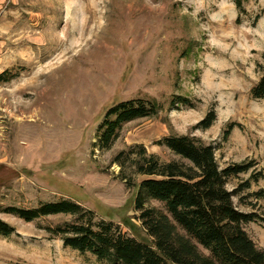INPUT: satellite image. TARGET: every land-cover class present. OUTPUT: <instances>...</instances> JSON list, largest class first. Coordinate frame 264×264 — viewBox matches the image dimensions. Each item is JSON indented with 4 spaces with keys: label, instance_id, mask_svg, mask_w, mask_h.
<instances>
[{
    "label": "rangeland",
    "instance_id": "obj_1",
    "mask_svg": "<svg viewBox=\"0 0 264 264\" xmlns=\"http://www.w3.org/2000/svg\"><path fill=\"white\" fill-rule=\"evenodd\" d=\"M240 16L231 0H0V264H106L64 247L53 230L73 218L59 214L25 222L8 207L34 209L70 199L150 244L136 218L134 198L145 177L130 168L121 180L113 158L142 145L161 162L179 161L155 143L174 135L214 149L222 170L253 161L227 190L264 173V99L252 88L264 74V0H249ZM176 97L191 106L171 104ZM154 101L156 117L122 125L108 150L99 127L111 106ZM216 120L196 125L210 110ZM234 125L227 135L229 125ZM233 198L258 220L244 230L264 251V182ZM146 207L164 211L161 203Z\"/></svg>",
    "mask_w": 264,
    "mask_h": 264
},
{
    "label": "trees",
    "instance_id": "obj_2",
    "mask_svg": "<svg viewBox=\"0 0 264 264\" xmlns=\"http://www.w3.org/2000/svg\"><path fill=\"white\" fill-rule=\"evenodd\" d=\"M240 16L245 15L249 0H231ZM17 75L5 71L0 82H10ZM254 99H264V74L252 88ZM191 106L188 99L174 98L171 103ZM161 107L154 101L133 99L117 103L106 111L99 127L98 146L108 150L118 138L123 124L142 118L156 117ZM216 120L210 110L196 125L206 130ZM234 125H229L228 135ZM155 145L166 148L179 161L161 162L148 154L142 145H134L119 152L112 160L120 170L121 180L129 183L126 170L145 177L134 183L136 195L134 209L137 219L150 244H144L127 235L112 221L97 219L92 210L70 199L41 203L34 209L8 207L5 213L25 222L41 217L69 215L71 222L49 230L64 247L90 254L106 264H264V251L258 249L244 230V225L256 222L255 213L237 209L235 196L250 188V181L264 182V173L253 169L250 179L227 190L230 179L247 174L256 166L253 161L229 165L220 169L214 149L199 139L187 135L171 134ZM257 199L264 198V189L255 192ZM161 203L164 211L146 207L147 202ZM264 222V219H263ZM13 229L0 220V235L8 237Z\"/></svg>",
    "mask_w": 264,
    "mask_h": 264
}]
</instances>
